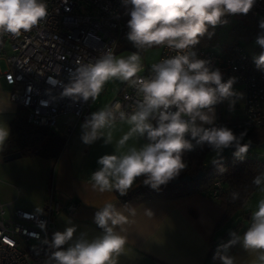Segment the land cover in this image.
<instances>
[{"label": "clouds", "instance_id": "9594fccd", "mask_svg": "<svg viewBox=\"0 0 264 264\" xmlns=\"http://www.w3.org/2000/svg\"><path fill=\"white\" fill-rule=\"evenodd\" d=\"M127 2L131 5L127 40L137 51L124 57L106 47L88 62H77L60 93L73 101L95 102L106 83L115 80L134 89L137 96L131 105L120 101L106 104L81 124L80 138L85 145L103 139L105 145L114 146L113 153L98 158L99 167L89 177L92 189L123 197L142 177L143 185L160 191L161 186L178 178L187 168L183 154L197 146H207L214 153L213 163L225 149L233 147L234 157L244 159L249 150V144L242 143L246 131L237 135L227 126L214 124L216 105L227 101L231 110L242 98L243 94L233 88L237 78L223 80L219 69L211 68L209 60L199 58L196 46L205 37L211 39L217 26L228 24V16L247 15L256 0ZM48 15L46 0H0V38L29 32ZM259 28L262 31L255 43L264 49V19L259 21ZM160 46L176 54L153 63L150 75H141V53ZM253 63L264 71V51L253 56ZM9 106L8 98L7 103H0V113ZM118 124L127 125L128 130L114 142ZM9 135L7 124L0 123V153L5 150ZM141 138L146 142L137 146ZM251 182L261 198L251 212L246 230L242 234L230 232L231 238L217 246L212 259L219 264H237L230 249L238 244L249 254L245 264H264V171ZM231 196L233 201L239 199L238 192ZM118 204L105 202L96 207L93 222L101 232L92 238L86 233L74 236L77 226L68 219L64 231L54 232L51 241H45L51 251L43 264H118L121 255L129 254L127 246L133 233L149 242H161L134 229L140 216L149 221L165 217H157L143 204L139 208L132 203Z\"/></svg>", "mask_w": 264, "mask_h": 264}, {"label": "built area", "instance_id": "2783aa9c", "mask_svg": "<svg viewBox=\"0 0 264 264\" xmlns=\"http://www.w3.org/2000/svg\"><path fill=\"white\" fill-rule=\"evenodd\" d=\"M49 15L37 27L19 36L5 35L1 39L0 56H4L5 69L0 71L7 85L9 97L27 111L26 120L34 126L53 129L60 113L70 112L77 120L89 116V101H73L61 97L63 85L69 82L70 70L77 62H88L106 47L116 50L127 41V24L120 19L123 0H46ZM252 18L264 15L259 0L249 12ZM199 58L210 61L219 69L223 80L236 77L243 90L241 114L225 118L215 117V126H227L234 132L264 126V71L253 66L243 45L232 43L217 50L196 46ZM176 53L159 47L157 62ZM150 66L141 73L150 75ZM53 80L57 83H53ZM137 96L134 89L121 82L118 94L108 103L120 101L131 105ZM216 105L215 107H218ZM205 127H210L205 125ZM211 192L216 197L217 188ZM17 194H18V188ZM76 204H68L53 193L51 184L44 209L40 213L15 206L0 197V264H43L57 231L55 215L61 211L71 213Z\"/></svg>", "mask_w": 264, "mask_h": 264}, {"label": "crops", "instance_id": "0c3cea01", "mask_svg": "<svg viewBox=\"0 0 264 264\" xmlns=\"http://www.w3.org/2000/svg\"><path fill=\"white\" fill-rule=\"evenodd\" d=\"M4 69L0 68V71ZM9 90L10 86L0 76V103H7V99H10ZM117 94L118 92L102 107ZM222 106L221 103L215 107V117L220 114L218 109ZM16 109L17 104L10 99V106L0 113V123L5 122L9 128ZM96 110L98 109H90L89 115ZM224 112V116L220 115L225 118L234 117V115L230 116L226 110ZM83 122L77 120L70 112L60 113L53 128L54 132L64 138V145L58 157L53 160L31 153L26 155L36 159L31 177L37 180L38 190L36 195L31 196L30 202L25 203V206L36 209L38 212L30 211L42 212L52 184L55 196L69 205L76 204L71 213L61 211L55 215L57 231H64L68 226L66 221L71 219L72 223L77 226L74 236L86 233L89 238H92L101 232L93 222L96 207H101L105 202L123 203L115 193L100 194L91 187L89 177L91 172L99 167L98 158L104 154L113 153L114 146L105 145L103 139L92 145H85L80 138ZM127 130V125L118 124L114 131V142ZM145 142L141 138L137 146ZM3 162L7 161H4L0 155V166ZM10 175L11 172L7 167L0 171V178L8 179ZM12 180L24 187L29 183L30 177L27 175L24 181ZM5 190L7 188L0 185L1 199L14 204L13 194ZM140 204L151 208L157 217L165 218L159 221H149L140 216L137 218L134 230L149 234L153 239L161 242H149L133 233L127 246L129 254L121 255L118 264H219L209 257L212 241H217L221 237L226 224L217 226L223 210L215 199L195 193L173 199H148L137 204V208ZM246 206L247 204L244 205L240 215L247 222H239V230L247 228L250 223L251 214L247 213ZM131 239L134 240V244ZM231 255L236 258L237 264H245L250 259L249 254L239 244L234 246Z\"/></svg>", "mask_w": 264, "mask_h": 264}, {"label": "trees", "instance_id": "16d2710c", "mask_svg": "<svg viewBox=\"0 0 264 264\" xmlns=\"http://www.w3.org/2000/svg\"><path fill=\"white\" fill-rule=\"evenodd\" d=\"M259 1L264 6V0ZM130 8L131 5L127 0H123L120 19L125 24H127V21L130 19L128 15ZM241 17L247 19L250 25L245 22L232 23L229 31L233 32L234 36L230 41L224 40L220 43L222 47L227 49L232 43L239 42L238 37L240 35L248 38L250 32L253 30H256L258 33L262 31L259 28V21L264 19V15L258 14L255 18H252L248 13L247 15H241ZM209 31H212V29L210 28ZM3 44L4 41L0 38V46ZM199 45L202 47H209L212 43L210 39L205 37L201 40ZM262 51H264V49L260 47L257 55ZM251 63L255 66L253 59H251ZM26 116V109L21 105H17L15 114L10 121V135L6 141V148L0 155L4 157L13 152H20L21 155L31 153L42 158L55 160L64 145V138L54 132L53 129L29 124L26 120ZM244 131L247 133L243 140L246 141V143L259 146L260 143L264 142V126L240 130L235 133L238 135ZM208 149L207 146L203 148L197 146L192 151L185 152L182 157L187 164V168L181 172L178 178L185 175L193 177L199 172H202V176L199 179L180 181L178 183H172L171 181L166 186H161L160 191H155L143 185V178L141 177L138 178L136 185H134V188L130 190L126 196L119 197L118 194L115 193L116 197L122 203H132L134 205L148 199H173L195 193L212 198L211 192L216 188L215 182L219 181L221 186L217 188V198H215V200L221 206L223 213L217 222V226L231 221L234 215L244 207L250 196L257 190L251 181L256 174L260 171H264V161L247 153L244 159H237L233 155L235 149L233 147L228 148L230 152H225V149L219 157H216V163L212 161L209 165H206L203 158ZM233 192L239 193V199L235 201L232 200L231 193ZM245 230L246 228L239 230L238 223L225 232L217 241L213 240L210 246L209 257H213L218 245L226 243L231 238L229 235L230 232L242 234ZM233 249L234 247L230 249V255Z\"/></svg>", "mask_w": 264, "mask_h": 264}, {"label": "rangeland", "instance_id": "374dc122", "mask_svg": "<svg viewBox=\"0 0 264 264\" xmlns=\"http://www.w3.org/2000/svg\"><path fill=\"white\" fill-rule=\"evenodd\" d=\"M228 24L226 25H221L217 26L215 28V33L212 35L210 41L212 45L209 46L211 50H217L218 47L220 46V43H222L224 40L225 41H230L233 38V32H230V26L232 23H239V22H245L248 23L247 19H243L241 15H234V16H228ZM250 25V24H249ZM259 33L256 32V30H253L250 32V35L248 38L243 37V35H240L239 42L243 45L245 50L248 52L249 56L251 59H253L254 55H257L258 49L260 48L259 45L255 43L256 37ZM137 51L132 45L131 42L127 41H122L118 44L116 50L114 53L117 56H128L132 52ZM142 55V60L144 67L145 66H150L153 63L157 61L158 55H159V47H154L152 49H148L144 52L141 53ZM0 68L4 69L5 68V60L4 56H0ZM121 87V82L120 81H109L106 83L104 87V91L100 94V96L96 99L95 102H92L90 100L89 102V109H99L101 108L108 100L115 95ZM235 91L238 93L243 94V90L240 86H234L233 87ZM222 107L218 109L220 111L221 115H225L224 110L231 116V115H236V114H241L242 108H243V96L241 99H238L234 109H229V103L227 101L222 103ZM242 143H246V141H243ZM235 151V149H234ZM225 152H230L229 149L227 148ZM247 154H250L251 156H254L255 158L264 161V149L260 148L259 146H253L249 147V150ZM215 159L214 153L210 149L207 150L205 157L203 158V161L206 165H209L213 160ZM35 164H36V159L30 158L29 156L23 155L18 158H14L12 160H9L7 162H3L0 166V171L4 167H7V169L11 172V175L9 176L8 179L0 178V185L2 187H6L7 190H5L7 193L13 194V202L15 206H18L20 208L26 209V210H36L30 207H26L25 203L30 202V198L33 195H36V192L38 190V184L37 180L35 178L32 179L31 174L35 169ZM47 169V168H46ZM49 170V168H48ZM27 175L30 177L29 183L26 184V186H21L19 183H15L12 179H16V181H24L25 178L27 179ZM18 188V194L17 190ZM261 193L257 189L248 199L247 201V206H246V211L247 213L252 212L254 210L256 202L261 198ZM33 199V197H32ZM4 201V200H3ZM7 202V201H5ZM23 204V205H22ZM243 209V208H242ZM241 210H239L234 217L232 218L231 221L226 222L224 225V229L222 232V235L227 232L231 227L237 225L239 222L241 223H246L240 213ZM36 212H38L36 210Z\"/></svg>", "mask_w": 264, "mask_h": 264}, {"label": "water", "instance_id": "95a60500", "mask_svg": "<svg viewBox=\"0 0 264 264\" xmlns=\"http://www.w3.org/2000/svg\"><path fill=\"white\" fill-rule=\"evenodd\" d=\"M248 144H249V147H253L254 146L253 144H250V143H248ZM259 147L262 148V149H264V142L260 143L259 144ZM20 156H21V153L20 152H13V153H10V154L4 156L3 157V160L4 161H9V160H12L14 158H18ZM201 176H202V172H199L198 174H196L193 177H189L188 175H185V176H183L181 178H176L175 180L172 181V183H178L180 181H190L191 179L197 180Z\"/></svg>", "mask_w": 264, "mask_h": 264}]
</instances>
